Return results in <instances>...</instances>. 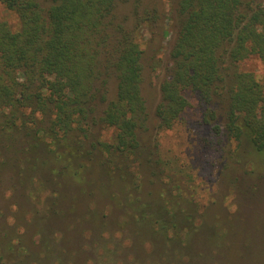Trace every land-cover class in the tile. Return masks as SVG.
Wrapping results in <instances>:
<instances>
[{"label":"trees","instance_id":"obj_1","mask_svg":"<svg viewBox=\"0 0 264 264\" xmlns=\"http://www.w3.org/2000/svg\"><path fill=\"white\" fill-rule=\"evenodd\" d=\"M172 1L177 33L155 123L142 91L140 32L160 28L157 5L0 0L18 17L16 29L0 21V172L12 173L9 202L19 203L14 222L0 225V264H64L61 254L87 233L132 235L150 264H250L264 256L248 257L245 241L226 236L197 240L187 212H199V203L159 145L193 90L218 129L222 108L227 177L248 162L253 178L264 176L256 170L264 166V84L238 67L253 55L264 62V0ZM212 209L200 212L202 223L223 219Z\"/></svg>","mask_w":264,"mask_h":264},{"label":"rangeland","instance_id":"obj_2","mask_svg":"<svg viewBox=\"0 0 264 264\" xmlns=\"http://www.w3.org/2000/svg\"><path fill=\"white\" fill-rule=\"evenodd\" d=\"M144 2L157 5L163 13L160 28L155 30V33L145 28L140 32L142 48L145 50L142 91L147 100L150 118L156 123L155 109L161 100V84L171 74L169 52L177 27L171 20L175 13L172 0H144ZM0 21L9 23L14 29L18 27L16 13L2 5ZM164 27L167 33L164 32ZM238 67L240 70L253 73L264 84V62L259 57L253 55L240 62ZM115 88V82H111V96H114ZM185 95L190 106L172 129L162 131L159 145L163 159L174 167L173 170L178 171L181 178L186 179L188 195L193 194L195 201L199 203L197 206L199 212L194 210L187 212L193 216L199 226L191 233H197V240L216 235L237 239V242L241 243L245 241L248 257L255 253L264 254V176L259 175L261 173L259 170H263L264 166L257 167L258 178L252 176L254 175L252 162H248V166L241 163L238 170L227 177L223 148L227 138L223 132L224 118L221 117V106L217 108L219 110L217 122L222 125L218 129L215 121L207 114L208 106L201 100L200 95L193 90L186 91ZM111 136L112 130H109L103 137L110 139ZM253 159H256V156ZM13 188L12 173L0 172V225L5 223L3 226L6 227L14 222L19 204L9 202ZM17 194L15 193V197H18ZM253 194L255 197H251ZM209 206L211 209L215 208L223 219L212 220L213 217H207L209 219L202 223V214H199ZM239 207L242 210L241 214L237 211ZM87 235L85 238H79L80 236L77 235L78 239L72 241V245L70 243L73 248L69 246L71 249L67 254H61L65 259L64 264H150L151 262L146 250L137 245L132 246V235L121 233L100 236L87 233ZM35 239L38 241L37 236ZM144 246L147 250L152 247L149 243ZM54 254L53 257H56ZM153 259L154 262L159 261V258ZM59 262L57 261V264ZM263 262L264 256L250 264H263Z\"/></svg>","mask_w":264,"mask_h":264}]
</instances>
